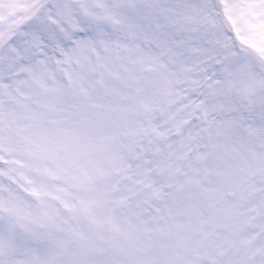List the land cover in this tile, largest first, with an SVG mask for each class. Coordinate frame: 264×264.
<instances>
[{"label":"snow or ice","instance_id":"1","mask_svg":"<svg viewBox=\"0 0 264 264\" xmlns=\"http://www.w3.org/2000/svg\"><path fill=\"white\" fill-rule=\"evenodd\" d=\"M0 264H264V0H0Z\"/></svg>","mask_w":264,"mask_h":264}]
</instances>
